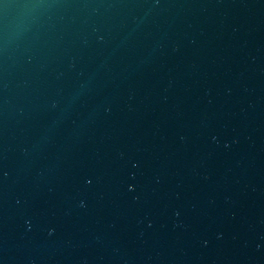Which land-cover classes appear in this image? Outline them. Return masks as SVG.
I'll list each match as a JSON object with an SVG mask.
<instances>
[{"label": "water", "instance_id": "95a60500", "mask_svg": "<svg viewBox=\"0 0 264 264\" xmlns=\"http://www.w3.org/2000/svg\"><path fill=\"white\" fill-rule=\"evenodd\" d=\"M0 264H264V0H0Z\"/></svg>", "mask_w": 264, "mask_h": 264}]
</instances>
